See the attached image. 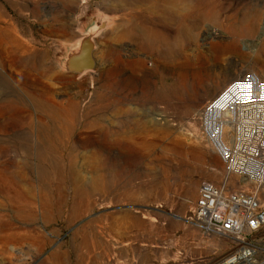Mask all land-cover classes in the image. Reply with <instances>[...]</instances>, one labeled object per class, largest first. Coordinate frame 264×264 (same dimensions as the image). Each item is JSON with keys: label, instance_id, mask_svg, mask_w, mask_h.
Wrapping results in <instances>:
<instances>
[{"label": "rangeland", "instance_id": "1", "mask_svg": "<svg viewBox=\"0 0 264 264\" xmlns=\"http://www.w3.org/2000/svg\"><path fill=\"white\" fill-rule=\"evenodd\" d=\"M263 37L264 0H0V264H221L199 115Z\"/></svg>", "mask_w": 264, "mask_h": 264}, {"label": "built area", "instance_id": "2", "mask_svg": "<svg viewBox=\"0 0 264 264\" xmlns=\"http://www.w3.org/2000/svg\"><path fill=\"white\" fill-rule=\"evenodd\" d=\"M199 121L226 179L200 184L189 221L231 243L221 264H264V78L243 71L202 107Z\"/></svg>", "mask_w": 264, "mask_h": 264}, {"label": "bare ground", "instance_id": "3", "mask_svg": "<svg viewBox=\"0 0 264 264\" xmlns=\"http://www.w3.org/2000/svg\"><path fill=\"white\" fill-rule=\"evenodd\" d=\"M258 13H259V11H258ZM262 13V12H261ZM261 15V14H260ZM255 17H256V14H255ZM259 17V16H258ZM253 19V18H252ZM255 20V19H254ZM251 21V20H250ZM256 21V20H255ZM257 25H258V23H257ZM259 26V25H258ZM248 26H247V22L246 21H242L241 23H240V25H235V24H233V25H231V28H232V30H234V31H237V30H241V29H243V28H247ZM264 38V37H263ZM263 38H262V40H263ZM235 41V40H234ZM262 43V42H261ZM263 49H264V44H263ZM161 118H163V117H161ZM165 119V118H164ZM167 151V150H166ZM163 154H164V152H163ZM211 173V172H210ZM215 174H217V172H214V173H212V175H215ZM226 179V176H225V178L224 179H222V180H225ZM263 197V198H262ZM188 199V198H187ZM183 201V200H182ZM186 201V200H185ZM189 200H187V202H188ZM261 201H262V203H264V191L261 193ZM190 202V201H189ZM186 204V203H185ZM189 205V204H188ZM190 206V205H189Z\"/></svg>", "mask_w": 264, "mask_h": 264}]
</instances>
